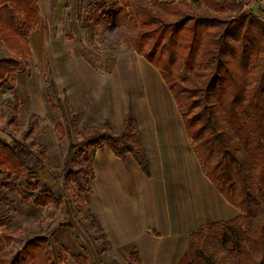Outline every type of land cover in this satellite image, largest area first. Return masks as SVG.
I'll list each match as a JSON object with an SVG mask.
<instances>
[{"label": "trees", "instance_id": "1", "mask_svg": "<svg viewBox=\"0 0 264 264\" xmlns=\"http://www.w3.org/2000/svg\"><path fill=\"white\" fill-rule=\"evenodd\" d=\"M118 3L120 8L112 6L108 14L101 13L104 4H93L89 21L101 34L121 33L125 47L158 71L206 178L240 212L230 221L193 232L179 264H264V22L254 15L240 17L242 5L235 0H222V4L204 0L197 8L174 1ZM37 21L33 0H0V41L14 57H29L26 38ZM19 69L16 60L0 61V89ZM13 103L17 107V101ZM56 128L61 131L59 124ZM102 129L79 145L85 162H91L93 148L108 143L117 159L124 162L132 155L149 175L131 112L119 135L107 123ZM32 157L25 145L0 140V173L19 177L25 170L20 199L44 208L56 201L49 193L38 191V182H32L35 174L25 169ZM92 180L91 166L65 176L66 184H73L80 194H90L85 186ZM11 241L10 235L0 234V244L8 246ZM46 243L45 239L26 243L10 262L0 251V264H53L43 247ZM130 258L136 259L134 255ZM74 261L87 264L82 256Z\"/></svg>", "mask_w": 264, "mask_h": 264}, {"label": "crops", "instance_id": "2", "mask_svg": "<svg viewBox=\"0 0 264 264\" xmlns=\"http://www.w3.org/2000/svg\"><path fill=\"white\" fill-rule=\"evenodd\" d=\"M87 1L104 5L118 2ZM158 1L186 2L195 8L204 5V0ZM235 1L242 5L240 17L264 19V0ZM216 3L222 4V0ZM29 44L32 50L34 37ZM132 53L116 66L103 61L109 69L106 76L78 56L76 61L81 66L75 80L64 82L68 109L85 128L107 123L112 132H119L131 112L136 140L149 165V175H145L132 155L122 162L113 155L111 145L104 143L94 150L90 162L94 189L89 188V195L93 203L86 207L106 244L101 250L102 263L179 264L193 232L208 224L230 221L239 212L206 178L181 114L158 71Z\"/></svg>", "mask_w": 264, "mask_h": 264}, {"label": "rangeland", "instance_id": "3", "mask_svg": "<svg viewBox=\"0 0 264 264\" xmlns=\"http://www.w3.org/2000/svg\"><path fill=\"white\" fill-rule=\"evenodd\" d=\"M33 2L38 21L26 38L29 52L31 38L34 37L35 43L29 57L25 60L14 57L0 41V61L16 60L20 64V69L0 89V140L7 144L19 142L33 153L25 169L35 174L32 182H38V191L49 193L56 203L39 208L32 202H23L19 190L24 187L26 171L22 170L19 177L0 173V221L3 223L0 234L12 237L10 245L0 244V251L10 262L26 243L45 239L47 243L43 247L49 251L53 264H75L76 256L85 258L87 264H104L101 250L106 244L87 211L92 207L93 197L80 194L73 184L65 182L67 172L90 166V162L84 161L86 155L79 153V145L103 127L79 125L68 109L64 82L75 80L81 66L76 61L78 56L104 76L109 69L103 61H111L116 66L124 56L134 54L122 43L121 33L97 32L95 23L89 21L95 3L88 4L87 0ZM105 6L102 14H108L112 6L120 8L118 2ZM182 76L186 78L184 70ZM70 147L74 149L69 153ZM85 188L94 189L93 181Z\"/></svg>", "mask_w": 264, "mask_h": 264}, {"label": "built area", "instance_id": "4", "mask_svg": "<svg viewBox=\"0 0 264 264\" xmlns=\"http://www.w3.org/2000/svg\"><path fill=\"white\" fill-rule=\"evenodd\" d=\"M262 22H264V19H262Z\"/></svg>", "mask_w": 264, "mask_h": 264}]
</instances>
